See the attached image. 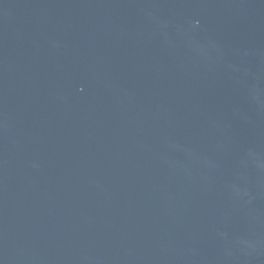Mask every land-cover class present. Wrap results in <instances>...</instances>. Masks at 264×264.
<instances>
[{"label": "water", "instance_id": "1", "mask_svg": "<svg viewBox=\"0 0 264 264\" xmlns=\"http://www.w3.org/2000/svg\"><path fill=\"white\" fill-rule=\"evenodd\" d=\"M0 264H264V0H0Z\"/></svg>", "mask_w": 264, "mask_h": 264}]
</instances>
